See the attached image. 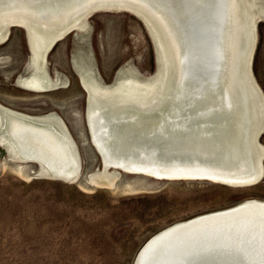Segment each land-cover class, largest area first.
I'll return each instance as SVG.
<instances>
[{
  "label": "rangeland",
  "instance_id": "1",
  "mask_svg": "<svg viewBox=\"0 0 264 264\" xmlns=\"http://www.w3.org/2000/svg\"><path fill=\"white\" fill-rule=\"evenodd\" d=\"M238 6L251 27L241 44L247 89L252 108L264 110V0H238ZM30 31L14 25L0 37V264H135L143 246L175 224L264 202V156L261 177L249 185L165 179L105 165L91 135V106L148 123L176 103L169 96L155 103L166 67L145 17L100 9L45 49ZM12 117L64 133L68 180L20 154L8 137ZM118 127L123 134L130 125ZM251 145L257 159L264 129Z\"/></svg>",
  "mask_w": 264,
  "mask_h": 264
},
{
  "label": "bare ground",
  "instance_id": "2",
  "mask_svg": "<svg viewBox=\"0 0 264 264\" xmlns=\"http://www.w3.org/2000/svg\"><path fill=\"white\" fill-rule=\"evenodd\" d=\"M111 1L135 3L139 8L121 4L106 8L134 11L145 17L156 31L166 69L155 103L166 101L168 96L178 103L192 88L193 105L206 106L208 115L215 112L222 116L226 114L228 131H220L214 141L201 142L192 138L180 148L170 147L165 152L161 151V154L157 150L147 153L143 148L132 147L127 141L134 135L132 122L136 119L132 114L120 113L117 117L93 105L88 117L90 128L95 145L106 155V165H119L127 172H132L127 169L143 170L146 173L140 174L165 179H201L233 185L255 183L262 175L260 160L264 156V147L257 159H254L251 142L255 144L257 134L264 129V110L261 107L252 108L253 100L248 93L244 65L248 58L244 55L238 58V42L242 34L244 39L246 27L238 12V0H53L42 3L32 0H0V28L1 23L7 20L26 21L22 25L31 30L30 33L37 39L41 49H45L55 39L78 26L88 14L96 12L80 15L85 9L97 2ZM9 26L0 29V37L4 36L3 32ZM32 26H39L42 31ZM64 26L67 27L64 30L53 35L47 34L51 29ZM246 29L251 32V27ZM248 32L245 35L247 39L250 38ZM171 64L174 85L169 87ZM239 67L241 70L238 73ZM39 81L36 78L33 84L38 86ZM239 103L245 105L244 111L240 109ZM169 118L175 121L172 123L175 128H183L187 119H192L189 116L180 121V113L174 108L165 120ZM214 118L216 120L211 119V124L206 126L209 136L215 133L214 121L217 122L219 118V122L224 123L223 118ZM12 123L15 124L13 130ZM121 123L130 125L123 134L119 133L118 126ZM203 123L205 121L201 122L200 127L204 126ZM161 126L159 124L157 127L161 130ZM62 135L64 133L53 128L27 123L15 117L8 123V137L24 158L42 163L55 178L68 180L70 173L67 167L71 158ZM234 211L239 213L230 222H236L237 232L223 237L212 249L214 253L220 254L219 263L264 262V202L260 201H246L229 209L175 224L151 238L142 249L144 251L152 241L172 230ZM179 233L181 237L187 234L180 229ZM182 247L185 252L189 250L184 248V244ZM201 250L193 255L205 254V250Z\"/></svg>",
  "mask_w": 264,
  "mask_h": 264
},
{
  "label": "water",
  "instance_id": "3",
  "mask_svg": "<svg viewBox=\"0 0 264 264\" xmlns=\"http://www.w3.org/2000/svg\"><path fill=\"white\" fill-rule=\"evenodd\" d=\"M32 1L35 3L36 2L42 3V1L51 2L53 0H32ZM58 1L60 2L61 0H57V2ZM117 4H121L129 8H136V9L139 8L137 5H135V3L132 4V2L129 1H124V3L122 2L119 3L116 1L97 2L94 3L92 6L88 7L87 9H85L82 13H80V15L83 14L85 15L91 11H97L102 8L104 9L106 7H111ZM153 21L156 24V21L155 20ZM25 22L23 20L22 21L7 20L6 22L1 23L0 29H3L8 25L10 26H14L16 24L22 25L25 24ZM68 22L70 23L71 21ZM33 25H39V24L33 23ZM32 27H37L38 29L40 28L39 26H32ZM65 28L67 27L64 26L60 29H51V31L48 32L55 34L56 32H59V30H64ZM47 29H49V27ZM34 30L38 32L37 29ZM40 30L42 31V28H40ZM240 38L241 40L238 42L239 47L237 48L239 59H241L240 57L243 54V49L241 45L243 42L242 40L243 34L240 36ZM171 66L173 67L172 64ZM241 67L237 69L238 73L240 72ZM193 103H194V97L192 95V88H191L190 91L186 92L184 99L178 103H175L173 106L174 110H177L180 113V117H181V119H179L180 121L186 119L189 116L192 117V119L190 120L187 119V122L185 123L186 125L183 128H175V126L172 124L175 121H170L171 117L167 120L168 122L165 120L167 114H169L171 111L169 113L163 114L160 117V119L148 123L145 122L137 123V119L134 120V122H132L134 123V128H133L134 135L130 136V138L128 139L129 141L128 143H131L132 147L136 149L143 148L144 151L147 153H149L151 150L152 151L157 150L158 153L161 154L162 153L161 151L165 152L166 150L171 149L170 147L176 148L178 146L180 148L182 144L186 142L188 143V141L192 138H196L201 142L210 141V140L214 141V138L218 136V133L220 131L222 132L227 130L226 129L227 123H225L226 122L225 119H227L226 114L222 116V115H217V112H215L213 114L208 115L206 106L202 105L196 107L193 105ZM239 105H240V109L244 111L245 105L240 103ZM216 116L217 118L218 117L223 118L224 123L221 124L219 122V118L217 122L214 121L215 125L213 129L215 133L213 136H209L208 135L209 131H206L208 129L206 128V126L211 124L212 120H216L214 118ZM204 121H205V123H203L204 126L200 127L201 122ZM207 121L209 123H207ZM159 124H162L161 130L157 127ZM91 135H92V130H91ZM171 141L174 142V144H169ZM97 149L100 152L103 161L105 163V161L107 160L105 153L102 152L98 147ZM107 166H113V165L107 164ZM117 166L120 169L124 168L119 165ZM127 170L132 171L133 173H146L145 171L138 169H127ZM237 213L239 212L234 211L230 213H223L217 216H212L208 219H204L202 221L192 223L190 225L183 226L176 230H172L168 233L163 234L160 237L156 238L154 241H152V243H150V245L146 249H144V251L143 249L140 251V253L136 258L135 264H220L218 261L219 260L218 257H220V254L214 253L215 251L213 252L212 249L215 248L214 246H216L217 243L220 240H222L223 237L237 232L238 225L236 224V222L234 223L230 222V220H232V218L235 215H237ZM214 225L216 226L214 227ZM179 229L183 233H187V234L184 235V237H181V233L177 234ZM183 244H184V248L189 249L187 252H185L184 249H182ZM198 246H200V248ZM195 248H197V251L204 249L205 254H202V256L199 255V253L193 255V253L195 254L197 252ZM259 264H264V262L260 261Z\"/></svg>",
  "mask_w": 264,
  "mask_h": 264
}]
</instances>
